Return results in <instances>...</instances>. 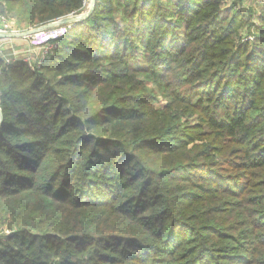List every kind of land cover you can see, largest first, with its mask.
<instances>
[{
    "label": "trees",
    "instance_id": "trees-1",
    "mask_svg": "<svg viewBox=\"0 0 264 264\" xmlns=\"http://www.w3.org/2000/svg\"><path fill=\"white\" fill-rule=\"evenodd\" d=\"M0 110V264H264V0H96Z\"/></svg>",
    "mask_w": 264,
    "mask_h": 264
},
{
    "label": "built area",
    "instance_id": "built-area-1",
    "mask_svg": "<svg viewBox=\"0 0 264 264\" xmlns=\"http://www.w3.org/2000/svg\"><path fill=\"white\" fill-rule=\"evenodd\" d=\"M257 2L259 5L262 4V0H257ZM88 7L89 0H84L83 9L79 13L86 11ZM73 24L55 25L51 28L21 38L25 39V43L17 49L15 48V41H17V38H5L1 36L8 33L19 32V30L15 28V23L12 19L0 13V60H2L4 65H10L20 61L25 63L30 69H33L36 63H40L45 58L49 57L58 39L65 36ZM38 50H40V56L33 58V52Z\"/></svg>",
    "mask_w": 264,
    "mask_h": 264
},
{
    "label": "water",
    "instance_id": "water-1",
    "mask_svg": "<svg viewBox=\"0 0 264 264\" xmlns=\"http://www.w3.org/2000/svg\"><path fill=\"white\" fill-rule=\"evenodd\" d=\"M95 2H96V0H89V7L86 9V11H84L82 13L66 16V17H64L62 19L53 21V22H51L49 24H46L44 26L30 28V29H27V30L14 32V33H8V34H5V35H3L1 37L20 39V38H24V37H26L28 35H31V34H33L35 32L42 31V30H45L47 28H51V27H53L55 25H65V24L76 23V22H78V21H80L82 19L87 18L93 12V10L95 8ZM2 120H3V116H2V112L0 110V126H1Z\"/></svg>",
    "mask_w": 264,
    "mask_h": 264
},
{
    "label": "rangeland",
    "instance_id": "rangeland-1",
    "mask_svg": "<svg viewBox=\"0 0 264 264\" xmlns=\"http://www.w3.org/2000/svg\"><path fill=\"white\" fill-rule=\"evenodd\" d=\"M17 41H15V48L19 49L24 43H25V39H16ZM33 58H37L38 56H40V50L33 52ZM148 86H152L151 83H147ZM164 100H162V98H160L159 102H157L155 104L156 107H161L164 104Z\"/></svg>",
    "mask_w": 264,
    "mask_h": 264
},
{
    "label": "crops",
    "instance_id": "crops-1",
    "mask_svg": "<svg viewBox=\"0 0 264 264\" xmlns=\"http://www.w3.org/2000/svg\"><path fill=\"white\" fill-rule=\"evenodd\" d=\"M259 3L257 0H245V7H250L253 12H257L259 9Z\"/></svg>",
    "mask_w": 264,
    "mask_h": 264
}]
</instances>
